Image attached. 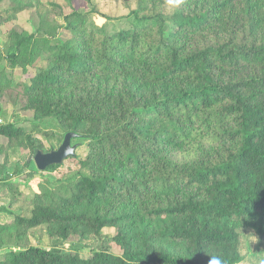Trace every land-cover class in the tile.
Masks as SVG:
<instances>
[{"label": "trees", "instance_id": "16d2710c", "mask_svg": "<svg viewBox=\"0 0 264 264\" xmlns=\"http://www.w3.org/2000/svg\"><path fill=\"white\" fill-rule=\"evenodd\" d=\"M119 1L122 28L72 13L65 42L57 26L11 30L0 47V65L44 61L24 86L27 108L59 142L71 132L87 143L0 225V249L17 247L0 264H239L242 227L264 244V0ZM11 86L0 69V97ZM1 138L38 148L15 124L0 123ZM37 228L48 248L25 244ZM92 237L87 258L63 247Z\"/></svg>", "mask_w": 264, "mask_h": 264}, {"label": "rangeland", "instance_id": "374dc122", "mask_svg": "<svg viewBox=\"0 0 264 264\" xmlns=\"http://www.w3.org/2000/svg\"><path fill=\"white\" fill-rule=\"evenodd\" d=\"M72 13L87 15L96 26L119 29L123 27L128 10L119 0H0V47L7 42L11 30L29 34L47 31L51 35L57 26L62 29L56 34V40L65 42L72 37L65 29V18ZM44 67L43 60L26 69L0 65V69H4L6 80L12 82L10 88L1 92L0 123H11L23 128L36 139L38 147L33 152L25 145L16 146L6 139H0L1 182L6 180L17 185L14 190L0 184V225H12L15 216L26 214L30 210L29 200L38 191V184L46 181L53 183L67 175L74 166V162L68 159L57 172H40L33 162L36 151L47 153L56 150L62 142H59V135L52 124H41L35 120L24 98V86ZM71 145H77L73 159H83L86 156V142L76 139L72 140ZM114 233L115 230L111 228L102 230L103 235L112 236ZM239 233V252L243 257L239 264H264V244H260L256 231L251 226H244ZM25 244L48 248L51 241L45 229L37 228L29 233ZM98 246V239L93 237L82 241L72 238L63 243L64 248L76 247L84 258L89 257ZM16 248L10 241L0 249V255ZM110 249L115 254H121L114 245Z\"/></svg>", "mask_w": 264, "mask_h": 264}, {"label": "water", "instance_id": "95a60500", "mask_svg": "<svg viewBox=\"0 0 264 264\" xmlns=\"http://www.w3.org/2000/svg\"><path fill=\"white\" fill-rule=\"evenodd\" d=\"M79 139V136L74 133H67L56 150H51L47 153L36 151L33 162L36 169L44 172L48 167L61 165L69 158H74L77 145H71L72 140Z\"/></svg>", "mask_w": 264, "mask_h": 264}, {"label": "clouds", "instance_id": "9594fccd", "mask_svg": "<svg viewBox=\"0 0 264 264\" xmlns=\"http://www.w3.org/2000/svg\"><path fill=\"white\" fill-rule=\"evenodd\" d=\"M168 2L173 5H178L181 3V0H168ZM210 264H221V260L217 256L213 255L210 259Z\"/></svg>", "mask_w": 264, "mask_h": 264}]
</instances>
